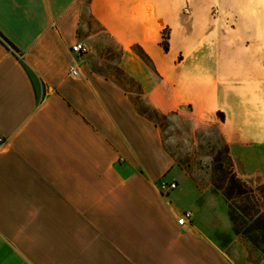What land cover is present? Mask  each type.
<instances>
[{"label": "crops", "instance_id": "0c3cea01", "mask_svg": "<svg viewBox=\"0 0 264 264\" xmlns=\"http://www.w3.org/2000/svg\"><path fill=\"white\" fill-rule=\"evenodd\" d=\"M183 3L0 0V264H264L233 227L223 235L219 196L181 173L175 189L161 186L177 168L164 114L208 109L197 103L210 100L212 30L222 98L244 87L225 71H264V0Z\"/></svg>", "mask_w": 264, "mask_h": 264}, {"label": "rangeland", "instance_id": "374dc122", "mask_svg": "<svg viewBox=\"0 0 264 264\" xmlns=\"http://www.w3.org/2000/svg\"><path fill=\"white\" fill-rule=\"evenodd\" d=\"M178 7H184L183 0H179ZM211 36L214 43L207 50L210 59L204 61V66L211 67L210 100L202 102L198 99L200 102L197 103L199 107L206 106L207 112L198 114L190 102L180 110L164 114L162 120L164 149L171 154L173 165L177 167L165 179L170 181L181 173L180 180L198 181L203 189L211 191L212 196H219L214 211L222 216L223 235L231 239L234 228L226 191L233 188L231 202L234 208L248 205L252 215L264 214V201L257 205L253 198L250 203L247 199L260 197L264 192V71H242L237 75L225 71V80L236 79L244 87L241 95L232 98L229 92H224L222 98L219 91L222 87L215 86L222 83V30H212ZM168 37L169 29L163 28L165 48H168ZM136 50L143 55L140 48ZM232 64L233 61H229L228 68ZM196 65H203V61H196ZM259 66H264V60L259 61ZM222 103L230 112L227 122L226 115L219 109ZM251 137H258L257 150H251L249 146ZM232 142L236 144L238 167L230 148ZM235 177H238L237 182L246 183V186L242 183L245 194H240L239 187L232 181Z\"/></svg>", "mask_w": 264, "mask_h": 264}, {"label": "trees", "instance_id": "16d2710c", "mask_svg": "<svg viewBox=\"0 0 264 264\" xmlns=\"http://www.w3.org/2000/svg\"><path fill=\"white\" fill-rule=\"evenodd\" d=\"M2 38L4 40H7L3 36ZM235 179H238V177H235L232 181L235 185L239 187L240 194H245L246 192L244 191L242 186L243 184L246 186V183L244 181L237 182ZM252 191L253 190H251V192ZM232 192L233 188H230L228 191L225 192V196L228 198L229 201L230 217L233 222V228L235 232L237 234L243 235L264 253V214L259 212L255 215H252V213L250 212V207L248 205L236 206V211L231 202ZM251 198L255 200V203L257 205H259L261 201H264V192L260 197L252 196L250 198H247L249 203L251 201Z\"/></svg>", "mask_w": 264, "mask_h": 264}, {"label": "built area", "instance_id": "2783aa9c", "mask_svg": "<svg viewBox=\"0 0 264 264\" xmlns=\"http://www.w3.org/2000/svg\"><path fill=\"white\" fill-rule=\"evenodd\" d=\"M185 11H188V8H185ZM89 48L82 42H76L72 45V51L78 55H83L88 52ZM69 74L71 76H80L81 70L78 62H74L69 67ZM178 183L177 181H164L162 182V189L165 192H169L177 187ZM193 217V212L191 210H186L182 216L178 219L179 224H185L188 221H190Z\"/></svg>", "mask_w": 264, "mask_h": 264}]
</instances>
